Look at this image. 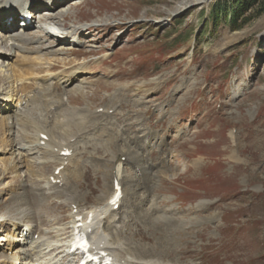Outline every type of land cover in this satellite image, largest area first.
<instances>
[{
  "label": "rangeland",
  "instance_id": "1",
  "mask_svg": "<svg viewBox=\"0 0 264 264\" xmlns=\"http://www.w3.org/2000/svg\"><path fill=\"white\" fill-rule=\"evenodd\" d=\"M183 1L64 4L74 11L67 23L105 25L90 30L94 51L55 60L86 61L93 69L86 80L94 73L109 86L95 83L68 101L58 89L73 118L48 126L47 137L66 132L56 145L71 150L61 172L77 206L103 207L112 179L119 181L123 198L112 213L124 246L141 259L264 264V3L213 25L210 9L233 11L240 0L180 10ZM117 87L125 89L112 92ZM57 164H45L42 175ZM16 168L0 181V213L22 191L24 171ZM52 201L36 212L41 223L53 216L68 223L70 204Z\"/></svg>",
  "mask_w": 264,
  "mask_h": 264
},
{
  "label": "bare ground",
  "instance_id": "2",
  "mask_svg": "<svg viewBox=\"0 0 264 264\" xmlns=\"http://www.w3.org/2000/svg\"><path fill=\"white\" fill-rule=\"evenodd\" d=\"M207 1L184 0L180 3V10ZM82 2L83 0H0L1 17H6L5 15L8 14L22 17V21L13 29H8L7 24L3 20L0 21V149H2L0 181L8 174H12V170L16 167L23 169L25 177L21 184L22 191L16 193L18 195L16 201H13L10 208L0 213V226H2L0 264H78L79 262L65 254L70 227L59 224L58 217L54 218V216L47 222L41 223L42 219L36 212L50 200L61 199V205H66L74 199L66 185L62 190H56L54 183L50 181V178L53 181L62 178L61 173L58 176L54 175L58 166L51 167V175L43 176L41 173L45 164L63 165L67 160L60 155L64 148L54 154L56 143L63 142L65 138L64 130L59 136L57 133V138L54 136L48 140L41 138L45 135L48 126L51 125L53 129L58 128L61 123L64 124L68 119L73 118L65 116L66 110L61 109L62 96L56 93L57 90H65L68 101L70 95H78L85 89H91L95 83L109 86L99 82V78H96L94 73L91 74L92 78L86 80L87 75L93 70L86 61L58 63L55 60L57 55H66V51L69 50L80 53L82 48H85L83 49L85 53L94 51L87 49L94 43L90 30L102 28L105 23L93 22L87 26L78 25L76 22L67 23L74 16V11H66L64 4L73 3L71 5L76 7ZM16 55L20 56L15 60L16 64H10L9 60L16 58ZM108 55L109 53H104L103 59ZM71 81H75L74 86L70 85ZM144 85L138 84L142 88ZM123 88L125 89V87H117L112 92ZM34 109L39 114L32 120V116H35ZM83 111L85 116H90L87 108L84 107ZM6 154H9V158L4 157ZM71 177L74 179L73 176ZM45 185H48V189ZM114 193L115 191L109 199ZM112 211L100 207L97 211H90L93 215L88 224L86 221L89 213L85 215V231L91 242V250L95 253L106 252L112 258L111 264H159L149 260L143 253L141 256H145V259H141L142 257L137 256L135 248L131 253L130 244L124 246L121 230L119 231L116 225L117 220L115 216H110ZM70 213L69 216L73 218ZM157 219L160 221L164 218ZM96 220L98 223L94 227ZM117 247L127 256L118 258L114 254V249ZM2 251L5 253L1 254ZM7 254L10 256H6Z\"/></svg>",
  "mask_w": 264,
  "mask_h": 264
},
{
  "label": "trees",
  "instance_id": "3",
  "mask_svg": "<svg viewBox=\"0 0 264 264\" xmlns=\"http://www.w3.org/2000/svg\"><path fill=\"white\" fill-rule=\"evenodd\" d=\"M233 2L237 0H232ZM264 3V0H240L238 3L232 4V7L234 6L233 11L230 9V11L223 10L221 11V7L218 5L216 8L210 9L208 13V17L212 20V24L214 25L215 22L219 21L220 19H224L225 21L228 19L229 22H235L238 17H242L247 10H250L251 6L254 4L259 7L261 4ZM207 25L205 26V28Z\"/></svg>",
  "mask_w": 264,
  "mask_h": 264
}]
</instances>
